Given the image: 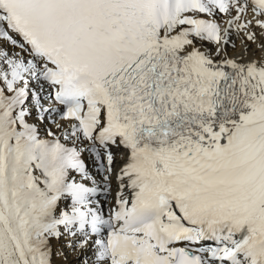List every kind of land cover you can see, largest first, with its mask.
I'll use <instances>...</instances> for the list:
<instances>
[{"label":"snow or ice","instance_id":"snow-or-ice-1","mask_svg":"<svg viewBox=\"0 0 264 264\" xmlns=\"http://www.w3.org/2000/svg\"><path fill=\"white\" fill-rule=\"evenodd\" d=\"M234 35L264 51V0H0V264H264V55Z\"/></svg>","mask_w":264,"mask_h":264},{"label":"bare ground","instance_id":"bare-ground-1","mask_svg":"<svg viewBox=\"0 0 264 264\" xmlns=\"http://www.w3.org/2000/svg\"><path fill=\"white\" fill-rule=\"evenodd\" d=\"M258 31V30H257ZM234 43H235V49H233L231 46H229L228 48V52L230 56L236 57V56H244L245 59H252L253 57H259L261 55H264V51L260 50L258 48V46L256 44H252L249 42H245L244 40H242L241 37L239 36H235L233 37ZM245 47H247V53L245 54ZM45 104H47V101H45ZM119 161L117 162V164L119 165ZM111 198V195L109 196V200ZM64 241H61L59 244H55V248L59 251L60 248L64 247V248H69V249H76L77 251H79L81 254L84 255V252H82L78 247L75 246V244H73L72 247H68L65 243H63ZM55 243V242H54ZM89 256H91V251L87 250ZM76 257V255H75ZM64 256H62L61 258H59V255L54 257V263L55 264H66L64 263ZM74 258L70 257L69 260H73Z\"/></svg>","mask_w":264,"mask_h":264},{"label":"rangeland","instance_id":"rangeland-1","mask_svg":"<svg viewBox=\"0 0 264 264\" xmlns=\"http://www.w3.org/2000/svg\"><path fill=\"white\" fill-rule=\"evenodd\" d=\"M64 243V242H63ZM81 261L79 262H76V261H73L72 264H80Z\"/></svg>","mask_w":264,"mask_h":264}]
</instances>
